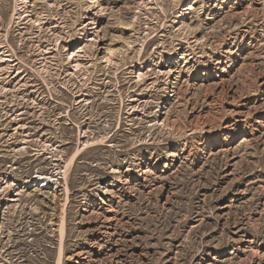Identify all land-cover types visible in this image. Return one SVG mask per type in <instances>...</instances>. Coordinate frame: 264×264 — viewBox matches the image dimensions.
Instances as JSON below:
<instances>
[{"label":"rangeland","instance_id":"374dc122","mask_svg":"<svg viewBox=\"0 0 264 264\" xmlns=\"http://www.w3.org/2000/svg\"><path fill=\"white\" fill-rule=\"evenodd\" d=\"M0 264H264V0H0Z\"/></svg>","mask_w":264,"mask_h":264},{"label":"bare ground","instance_id":"6f19581e","mask_svg":"<svg viewBox=\"0 0 264 264\" xmlns=\"http://www.w3.org/2000/svg\"><path fill=\"white\" fill-rule=\"evenodd\" d=\"M26 3H31V1L30 2H26ZM32 6V4H30V5H28L27 4V7L26 8H28V7H31ZM34 7V6H33ZM20 9H22V8H20ZM39 10H41V12H39ZM43 9H34V10H32V11H26L27 12V15H26V18H31V19H35V22H37L38 24L37 25H40V24H43V23H41L42 22V20H43V18H42V16H43V11H42ZM17 15H20L19 14V12H17L16 10H15V13H14V17L15 16H17ZM6 48V46L5 45H2V47H1V49H5ZM7 57H9V61L10 62H14V65L13 66H19L20 65V60H18V62H15L14 61V59H15V55L14 54H8L7 55ZM111 57H112V55L107 59V62H109V63H113V59H111ZM44 60V59H43ZM13 68V67H12ZM20 69V68H19ZM171 73V72H170ZM82 92V91H81ZM80 92V93H81ZM79 96H82V95H79ZM91 144H93V143H91ZM44 180H42V182H40V183H42L40 186L42 187V188H44L45 186L46 187H49L50 186V182H51V178H49V177H42ZM41 179V178H40ZM46 183V184H45ZM44 185V186H43Z\"/></svg>","mask_w":264,"mask_h":264}]
</instances>
